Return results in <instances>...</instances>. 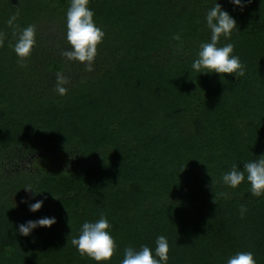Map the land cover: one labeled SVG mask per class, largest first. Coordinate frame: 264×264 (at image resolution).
Wrapping results in <instances>:
<instances>
[{
  "label": "trees",
  "instance_id": "trees-1",
  "mask_svg": "<svg viewBox=\"0 0 264 264\" xmlns=\"http://www.w3.org/2000/svg\"><path fill=\"white\" fill-rule=\"evenodd\" d=\"M218 2L237 23L219 46L234 44L240 78L191 69L216 0H89L105 34L91 69L44 47L65 41L70 0H0V264H96L71 238L101 214L117 244L111 264L127 246L154 249L159 235L168 264H226L238 251L264 264V195L253 197L246 180L235 189L222 182L233 164L243 170L264 155V3ZM28 25L36 44L21 61L13 32ZM20 149L46 155L6 177L7 157ZM72 150L94 163L71 164ZM55 155L69 160L55 167ZM36 200L44 206L32 213ZM43 216L58 222L19 235L20 224Z\"/></svg>",
  "mask_w": 264,
  "mask_h": 264
},
{
  "label": "clouds",
  "instance_id": "clouds-1",
  "mask_svg": "<svg viewBox=\"0 0 264 264\" xmlns=\"http://www.w3.org/2000/svg\"><path fill=\"white\" fill-rule=\"evenodd\" d=\"M230 2L235 6L243 7L241 0H230ZM205 20L207 28L210 30V40L200 44L197 56L191 63V69L200 74H220L222 79L225 74L237 78L244 76L241 60L238 55L234 54V44L228 42L219 46L222 36L227 39L233 30L237 29L236 20L218 0L214 6L208 9ZM15 21L16 16L14 15L8 19L7 24L14 28ZM66 27V39L70 50L64 52L63 55L68 60L85 63L91 69L97 56L98 46L102 43L105 34L94 20V12L89 7V0H70V6L66 13ZM13 35L16 37L13 50L17 57L23 61L30 57L36 44L35 25H28L18 33L14 31ZM180 38L179 35L174 37L176 40ZM0 42H2V34H0ZM62 79L58 76V81L62 82ZM57 91L63 95L66 90L64 87L58 86ZM243 165V170L233 164L230 170L225 171L222 175L223 184L235 189L246 180L250 185L253 197L264 195V155L245 162ZM25 189L33 191L31 188ZM43 206V200L28 203L29 211L32 213L39 212ZM246 211V206L242 204L240 215L243 217ZM57 222L55 216H43L36 220H28L19 225L18 233L22 236H29L36 229H50ZM71 244L81 256L88 257L96 264H111L117 251L116 241L111 234V225L104 214H101L99 219L83 222L79 234L72 236ZM169 251L168 238L165 235H159L156 237L154 249L148 245H141L139 248L125 247L120 264H168ZM226 264H256V259L252 251H238L228 257Z\"/></svg>",
  "mask_w": 264,
  "mask_h": 264
},
{
  "label": "rangeland",
  "instance_id": "rangeland-1",
  "mask_svg": "<svg viewBox=\"0 0 264 264\" xmlns=\"http://www.w3.org/2000/svg\"><path fill=\"white\" fill-rule=\"evenodd\" d=\"M50 36H55L56 38L58 37L59 39H61L62 34L55 31V30H51L50 29ZM63 34L65 35L66 32L64 31ZM58 35V36H57ZM58 43H54V42H47L46 44H44L45 49H47L48 47L50 49H48L47 53L49 55H53V56H57L56 53H60V51H62L63 53L70 50V45L67 42V39H65V41L62 40H57ZM65 59H67V57L64 56ZM68 60V59H67ZM72 62V64L74 63L75 67H76V62L77 63H81L79 61H75V60H70ZM96 62H98L97 60L93 61L91 68L97 67ZM83 65H86L85 63H81ZM68 74L69 75H74L77 73V70L73 67L68 66ZM75 70V71H74ZM25 149H20V150H15L13 152V154L9 155L5 161V170H4V175L6 177H9L13 174L16 173H22L24 171L30 170L32 169V167L35 165V162L40 158L45 156V153H38V152H34V151H24ZM69 159H70V163L71 164H76L77 166H91L94 161L92 158H89L88 160H84L83 155L81 153H79L76 150H72L69 154ZM68 156L64 157L63 155H55L53 156L52 159V163L53 166L58 167L61 166L62 164H64L65 161H68ZM74 171V170H73ZM10 200L12 203L14 204H20L23 201L20 200L19 198L15 197L14 195L10 196Z\"/></svg>",
  "mask_w": 264,
  "mask_h": 264
}]
</instances>
